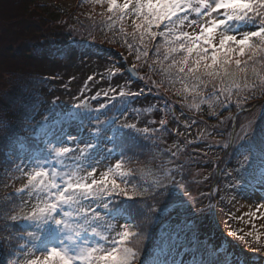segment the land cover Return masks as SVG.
I'll return each instance as SVG.
<instances>
[{"label":"snow or ice","instance_id":"1","mask_svg":"<svg viewBox=\"0 0 264 264\" xmlns=\"http://www.w3.org/2000/svg\"><path fill=\"white\" fill-rule=\"evenodd\" d=\"M88 2L107 3V19L113 25L131 18V33L123 24L120 27L125 38H132L133 42L125 39L129 52L135 51L136 61L143 58L149 72L162 77L159 84L151 80L149 92L179 83L182 87L175 94L183 95L186 103L191 97L188 106L196 109L204 104L210 109L217 105L227 109L234 95L241 108L257 95L264 97V0ZM137 38L139 44L134 43ZM109 71L119 73L120 68ZM126 71L135 73L136 64ZM111 91L110 97L104 93L108 103L97 107L90 99L97 100L99 93L74 98L77 102L61 110V125L51 137L44 129L57 117L49 114L37 121L29 130L42 131L39 153L18 157L20 163L8 160L9 178L24 182L0 203V264H145L149 229L160 223L162 214H170V205L179 200L178 210L187 214L185 226L191 223L196 213L190 212L189 201L177 193L183 180L182 175L177 179L183 168L178 163L180 149H169L165 154L174 159L159 164H141L137 158L136 150L144 147L141 140L166 131L165 121H160L159 128L129 122L130 102L145 94L143 87L133 91L131 80L126 88ZM133 111L139 114L138 109ZM32 119L25 113L24 121ZM0 138L6 141L5 147L16 138L14 126L4 115H0ZM234 138L237 167L225 173L227 189L244 192L253 181L264 186V115L259 121L242 124ZM223 147L233 144L229 141ZM173 163L175 168L170 166ZM220 191L216 187L201 196L213 199ZM183 195L188 196L186 189ZM261 199L250 216L258 218L257 212L264 216ZM227 235L248 244L264 264V242L259 235L252 239L251 231L240 236L229 231ZM179 240L180 232H166L161 237L162 250H174ZM213 254L214 260L202 257L192 264H248L241 258L221 259L219 250ZM151 264L177 261L153 260Z\"/></svg>","mask_w":264,"mask_h":264},{"label":"rangeland","instance_id":"2","mask_svg":"<svg viewBox=\"0 0 264 264\" xmlns=\"http://www.w3.org/2000/svg\"><path fill=\"white\" fill-rule=\"evenodd\" d=\"M45 1L47 0H40L41 3ZM117 2L122 3L123 0H117ZM57 3L61 9L67 10L68 12L72 11L75 7L76 13L80 16L107 11V3L103 5H93L89 3L88 0H57ZM11 8L10 0H0V21L6 18L8 19V17L12 15ZM37 14L38 13L34 15ZM31 19L33 18L29 19L21 15V20H16L12 24L13 27L9 28L5 27L6 24L0 23V33L3 30V33L0 34V99L4 98L6 93L4 89L11 82L10 79L13 74L22 70V72H26L30 75L37 74L38 76H43L44 74H49V77L53 79L50 81V86H52L54 91L47 96V100L50 101L52 105L53 101H56V103L53 107L49 106L47 108L48 111H43L41 117L38 118L39 121L43 120L44 117L49 114H54L57 117L60 116L61 110L77 102L74 98H82V94L83 96L91 98L99 93L100 95L97 100L90 99L91 105L97 107L99 103H108L107 98L104 96L105 92H108L110 97L113 95L111 89L119 91L121 87H127L129 81L126 69L136 64L138 77L143 76L146 79H138V81H136L137 84H132V90L138 91L143 87L145 89L144 95H148L149 97H138L135 103L131 102L129 104V112L130 108L132 110H142L137 107L142 105L146 110L152 109V113L149 116H154L155 119L149 116L147 117L148 121H146V124L148 125L149 122V128H159L160 126H157L158 122L156 119H159V121L163 119L167 123V130L162 138L167 139V141L171 142L174 146L182 145L183 142H189L191 150L195 151V156L193 157L194 162L187 168L188 171L184 172V174L190 181L186 189L189 196L186 197V199H189L191 202L189 205L190 212H195L196 215L191 217V223L187 227L185 226V216H182L173 224L171 232L181 229L180 236L182 237L180 238L182 242L180 247L177 246L174 250H162L161 245L149 260H145V264H151L153 260L162 261L167 259L171 261L175 259L176 252L180 248L184 249V245L187 241L192 242L189 255L193 257V247L197 249L202 242L204 249L203 255L209 260L216 259L217 257L213 253L215 250H219L221 259L227 256L230 260L241 258L247 260L248 264H260L261 257L258 254L233 244L231 239L233 237L227 235L229 231L237 233L238 236L251 231L253 232V237L259 235L261 242H264V216H261L260 212H257L258 218L249 215L251 212L256 211L255 205L262 202L261 198H264V186L253 181L252 186L244 192L227 189L225 173L237 167L236 155L234 154L230 161H228L229 158L228 155L226 156V152L230 147H223V145L229 141L235 145L234 135H231L230 129L228 130L225 125L236 107L233 106L236 105L234 104L236 99L235 95L233 96L232 106L227 109L220 105H217L214 109H210L207 104L201 105L199 109L190 108L184 105L183 99L179 98L174 92H168L165 87H159L158 89L152 88L151 92H149L148 89L151 88V80H155L158 84L160 81L157 79L155 73L149 72L148 65L144 63L143 58L140 61H136L134 52L130 53L121 48L113 49V47L109 45L102 46V50H98L88 44H85L84 51L80 52L74 49L75 47L66 46L67 44L63 43L69 40L65 38L66 35L54 39L51 46L52 48L54 47V52L63 49V46L74 49L73 52L77 51L75 54H73V52L71 53L73 55H70L71 57L69 60H60V62L57 63H50L42 60L35 61L33 65H31L30 60L26 58L25 54L28 51H26L28 47L22 45L19 52L16 48V46L19 48L21 40L26 37H28L29 40L40 37L39 35L41 32H36L35 29H31V27H26V29H24V26H22V24L25 23L22 20L28 22ZM121 23L125 31L133 29L131 18H126ZM20 28L24 29V31H21ZM59 29L65 34H71V32H73V30L70 29V24H65ZM185 30L192 31V29L189 28H185ZM196 31L198 32L199 29H196ZM77 34L81 36L80 33ZM67 43L69 44L70 40ZM90 48L97 50L93 52ZM235 58L234 56L233 59ZM243 59H246V57H243ZM151 62V60H148L149 64ZM154 66L155 65H153V67ZM116 67L120 68L119 73L113 74V72L109 71L110 68L114 70ZM89 76L93 77L92 81L88 80ZM149 77L150 79H148ZM174 88L176 90L181 89L176 84ZM159 98L163 100L161 101ZM262 102L263 103H260L259 106L253 107L250 111L239 116L237 121L239 129H236L234 134L240 131L242 124L250 120H261L262 115H264V101ZM115 103L117 106L120 104L118 100L115 101ZM56 106L58 108H56ZM49 109H51V111ZM203 115L207 117L206 119H208V117H213L212 119L214 120L198 123L200 118H205ZM129 122H138V119L135 115L130 113ZM51 124L53 125H49L50 127L48 130L44 129L48 132L49 137H51L53 132L58 130L61 122L56 121L54 123L53 121ZM139 126L141 127L140 124ZM65 130H67V128ZM42 138L43 136L41 134L40 140ZM38 153L39 151L33 155ZM4 155L7 156L8 153ZM25 155L26 153L23 156ZM227 162L231 163L224 169ZM183 164L187 165L188 161L183 160ZM218 171L220 177L215 178V181L212 180L213 173L218 175ZM206 177L208 179H205ZM23 182V179L20 182L19 180H15L14 188L20 187ZM255 186L260 187V193H257L256 190L253 189ZM216 187H219L221 190L218 197L209 199L207 195L201 196V193L207 194L210 189ZM221 197H223V199H221ZM192 198L195 200L194 204ZM260 211L264 212V209ZM154 232V229H152L151 236ZM217 234L218 237H216ZM195 257L197 256L195 255Z\"/></svg>","mask_w":264,"mask_h":264},{"label":"trees","instance_id":"3","mask_svg":"<svg viewBox=\"0 0 264 264\" xmlns=\"http://www.w3.org/2000/svg\"><path fill=\"white\" fill-rule=\"evenodd\" d=\"M39 2L40 0H10V5L12 6V15L8 17L6 14L8 19L6 18L5 20L0 21L1 24H6L5 27L9 28L13 27L12 24L16 20H21V15H24V17L29 19L33 18L28 22L26 20H22L25 22L22 24V26H24V29H26V27H31V29H35L36 32H41L39 35L40 37L33 38L31 40L26 37L21 40V45L19 48L16 46L18 52L20 51V47L22 45L28 47L26 48V51H28L25 54L26 58L30 60L31 65H33L35 61H42L46 58L51 60V62L57 63L59 59L55 58H60L59 54L61 55L62 60H67L64 58L65 48L58 51L55 57H51L53 54V48L51 46L52 41L58 37H63V35H66V37L71 39L73 43L75 42V45H79L81 47L83 46L82 44L84 42L90 41L91 39L95 43H108L114 47L125 48L128 50L127 45L125 44V39H127L128 42H133L131 36L125 38V36L120 32V22L117 21L116 24L113 25L112 22L107 19V17L110 15L108 12H99L88 14L86 16H80L76 14V9H73L71 12L61 9L57 3V0H47L42 3ZM36 13L38 14L34 15ZM65 24H70V29L73 30L71 34H65L64 32L60 31L59 28L63 27ZM24 29L20 28L21 31H24ZM132 31L133 29H130L126 32L131 33ZM2 33L3 30L0 34ZM77 33H80L81 36H79ZM80 42H82L81 45ZM134 43L139 44L138 38ZM133 52L135 53V51ZM66 58H68V54L66 55ZM47 59L45 61L49 62ZM53 59H55V61ZM149 60H151V58H149ZM155 67L158 66L155 65L154 68ZM156 76L157 79L161 81L162 77L158 74H156ZM45 80L46 79L40 78L37 74L30 75L26 72H22V70H19L18 73L16 72L13 74L10 79L11 82L4 89V92L6 93L4 98L0 99V115H4L6 119L14 126L16 138L7 147H5L6 141L0 138V162L3 160V150L9 149L10 151L14 152L15 148H19V146L24 148L31 147L32 144L29 140L34 138L33 132H35V130L32 132L29 129L34 125V121H24L23 117L25 113L30 116L34 110H37L36 108L43 98L42 93L45 91L48 85V80H46V82ZM177 84L181 86L179 83ZM161 87H165L168 92H177L174 89V86L170 87L169 84H165ZM262 99V101H264V97ZM254 103L256 102H251V105L249 103L246 104V106L248 105V107H250ZM23 123H27V127H21V124ZM163 142L165 143L166 141ZM164 143L161 146L160 142L156 139H154V141L147 140L146 146L148 150L145 148L136 150L137 157L140 159V163L159 164L161 160L165 162L172 160L170 153L165 154L168 152L169 148L166 146L164 147ZM18 144L20 145L18 146ZM16 150L19 151V149ZM153 157H155V159H153ZM182 181L186 182V179L183 178ZM2 186L3 185L0 184V200H2L0 203L3 202L4 198L2 195L5 194ZM176 204L177 203L170 205L169 212L174 213L176 211V209H173V206H176ZM149 231H151V229H149ZM238 243H240L242 246L247 245L240 239H238Z\"/></svg>","mask_w":264,"mask_h":264},{"label":"water","instance_id":"4","mask_svg":"<svg viewBox=\"0 0 264 264\" xmlns=\"http://www.w3.org/2000/svg\"><path fill=\"white\" fill-rule=\"evenodd\" d=\"M130 69V68H129ZM130 73V75H132L133 77H135L136 75H135V73H131V72H129Z\"/></svg>","mask_w":264,"mask_h":264}]
</instances>
